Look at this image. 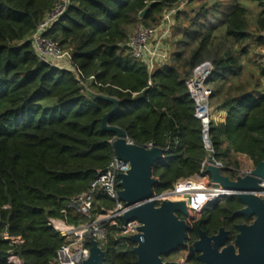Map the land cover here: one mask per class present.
Returning <instances> with one entry per match:
<instances>
[{
	"label": "trees",
	"instance_id": "obj_1",
	"mask_svg": "<svg viewBox=\"0 0 264 264\" xmlns=\"http://www.w3.org/2000/svg\"><path fill=\"white\" fill-rule=\"evenodd\" d=\"M63 1L0 0V264H17L9 262L12 257L19 263L54 264L65 239L49 219L78 227L102 208L114 207L100 190L90 217L67 207L88 191L114 155V135L101 127L113 105L91 98L89 89L119 102L110 126L122 129L134 145L164 150L165 159L152 170L159 182L154 193L198 176L209 156L188 88L195 72L206 66L212 68L210 108L223 113L220 121L211 114L213 159L230 179L236 177L239 155L254 167L264 163V62L257 72L242 63L249 59L250 45L264 46V0H213L210 7H195L196 0H68L44 36L71 53L81 80L39 61L31 42ZM184 1L175 15L170 62L149 75L130 55L128 38L139 24L156 27L164 11ZM246 3L260 8L256 31ZM241 208L235 196L216 201L195 221L186 244L197 239V226L208 235L223 227L226 245L232 244L237 226L250 222L238 214ZM123 222L120 217L106 225L105 264L137 262L134 245L119 234ZM89 240L85 236L86 247ZM182 250L162 256L163 262L175 261L170 257Z\"/></svg>",
	"mask_w": 264,
	"mask_h": 264
},
{
	"label": "built area",
	"instance_id": "obj_2",
	"mask_svg": "<svg viewBox=\"0 0 264 264\" xmlns=\"http://www.w3.org/2000/svg\"><path fill=\"white\" fill-rule=\"evenodd\" d=\"M68 0H64L46 19L39 25L36 32L31 37L32 46L39 61L51 64L54 68L70 71L75 74L78 80L81 73L72 62V55L69 51L63 50L59 45L44 36L52 23L64 13ZM186 5V1L179 6L164 11L158 25L154 28L137 25L129 36L126 47L130 55L138 62L142 63L149 75L157 69L167 65L171 59V45L173 28L175 25L176 12L182 10ZM264 62V60H263ZM212 75V68L209 66L195 72L188 84L189 92L195 102L196 117L201 121L204 131V146L209 156L203 161L201 171L198 176L177 182L173 189L161 193H153L151 198L155 202L156 207L165 201H180L186 199L187 209L190 217H199L207 209L218 200L227 196L226 190L221 186L211 183L210 175L206 170L208 166H215L224 169L223 165L215 161L212 157L213 150L211 148L208 132L211 120V108L209 99L212 94L207 81ZM127 141L133 144L128 138ZM147 149H152L151 144L146 145ZM254 168L245 171H235L236 177L244 178L249 176ZM129 164L117 159L114 155L107 168L100 173L91 183L87 192L72 198L67 207L76 213L90 217L94 208L95 193L100 190L110 201L114 203L111 210L101 209L93 220L84 225L75 227L67 225L64 221L57 218L48 220L51 226L61 237L65 239L64 245L57 251L54 264H83L89 257V247H86L84 238L89 236L90 241H97L102 248L103 242L107 236V226L115 225L117 218L127 212L125 204L118 198L120 175L127 174ZM252 195L264 200V180L259 183V189L252 192ZM189 221V220H188ZM141 223L133 219L123 222L120 228V236L122 239L128 240L131 236L138 235ZM73 237L72 240L70 238ZM7 239H11L8 238ZM9 262H18L14 257L8 259ZM176 264H188L185 254L175 261Z\"/></svg>",
	"mask_w": 264,
	"mask_h": 264
},
{
	"label": "water",
	"instance_id": "obj_3",
	"mask_svg": "<svg viewBox=\"0 0 264 264\" xmlns=\"http://www.w3.org/2000/svg\"><path fill=\"white\" fill-rule=\"evenodd\" d=\"M145 14L146 11H143L140 17ZM87 92L91 98L113 105L112 111L102 119L101 127L103 131L114 135L111 143L114 156L129 164L127 174L118 177L117 195L128 209L122 216L123 221L136 219L141 223L140 233L128 239L134 245L132 252L136 256V264H176L163 262L162 256L185 246L187 234L191 230L188 221L190 216L184 200L165 201L159 207L151 200L154 188L159 183L152 176V170L165 159L164 150L130 144L122 129L108 124L119 102L95 95L89 90ZM206 172L212 184L235 192L242 206L238 214L253 221L238 225L237 235L230 245H226L228 234L224 229L211 237L199 229L198 240L189 247L187 258L197 254L200 264H264V200L251 194L259 189V183L264 180V163L255 166L249 176L237 177L235 180L225 176L224 169L215 166H208ZM89 244V257L83 264H105V252L97 241L92 239Z\"/></svg>",
	"mask_w": 264,
	"mask_h": 264
},
{
	"label": "rangeland",
	"instance_id": "obj_4",
	"mask_svg": "<svg viewBox=\"0 0 264 264\" xmlns=\"http://www.w3.org/2000/svg\"><path fill=\"white\" fill-rule=\"evenodd\" d=\"M195 2L196 3L193 4V5H195V7L202 6L204 4H206L207 7H210L214 3L213 0H199V1L196 0ZM245 6L248 9V20L251 24L252 30L256 31V28H255L256 17L258 16V13L260 12V8L257 6V4H254V3H246ZM256 34H258V32ZM172 37L170 40V45L172 43ZM171 49H172V47H171ZM249 50H250L249 59L247 60V59L242 58V63L244 65V68L246 67L247 70H250L251 72H253V71L257 72L256 68L261 67L262 66L261 61L264 60V46L252 44L249 46ZM262 85L264 86V79L262 80ZM91 92H93V90ZM212 110L214 112L215 109L213 108V109H211V111ZM236 160L239 164V168H238L239 172L248 170L250 168H254L252 161L247 156L239 155L236 157ZM199 217H197V216L190 217L189 221L195 222L199 219ZM72 239H73V237L70 238V240H72ZM180 257H182V254H177L173 257L171 256L169 260L174 259L176 261ZM16 263L19 264L18 262H16Z\"/></svg>",
	"mask_w": 264,
	"mask_h": 264
},
{
	"label": "flooded vegetation",
	"instance_id": "obj_5",
	"mask_svg": "<svg viewBox=\"0 0 264 264\" xmlns=\"http://www.w3.org/2000/svg\"><path fill=\"white\" fill-rule=\"evenodd\" d=\"M225 176H227V175H225ZM227 177H228V176H227ZM231 180H232V179H231ZM246 218H247V217H246ZM248 219H250V222L247 223V224H250V223L253 221V219H252V218H248ZM194 223H195V222H190V221H189V224H190V227H191V230H190V231H192V230L194 229V225H193ZM237 227H238V226H237ZM195 229H196V233H197V239H196L194 242H196V241L198 240V230H199L200 228H199V226H197ZM220 229H224V228H223V227H220V228L218 229V231H217L215 234H213V235H208V234H207V235H208L209 237L214 236V235L218 234V232H219ZM224 230H225V229H224ZM225 231H226V230H225ZM236 235H237V234H236ZM228 237H229V236H227V239H228ZM194 242H193V243H194ZM226 242H227V240H226ZM233 242H234V241H233ZM233 242H232V243H233ZM193 243H192V244H193ZM192 244H191V245H192ZM191 245H188V244H186V242H185V246L183 247L184 250L181 251V254H185L186 259H187V263H188V260H190V259H196L197 264H200V263L198 262V260H197V256H198L197 254L191 256L190 258H187L188 253H189V247H190ZM169 262H174V261H169ZM194 264H196V263H194Z\"/></svg>",
	"mask_w": 264,
	"mask_h": 264
},
{
	"label": "crops",
	"instance_id": "obj_6",
	"mask_svg": "<svg viewBox=\"0 0 264 264\" xmlns=\"http://www.w3.org/2000/svg\"><path fill=\"white\" fill-rule=\"evenodd\" d=\"M222 117H223V113L221 114H214L213 110H212V118L215 119V121H220L222 120Z\"/></svg>",
	"mask_w": 264,
	"mask_h": 264
},
{
	"label": "bare ground",
	"instance_id": "obj_7",
	"mask_svg": "<svg viewBox=\"0 0 264 264\" xmlns=\"http://www.w3.org/2000/svg\"><path fill=\"white\" fill-rule=\"evenodd\" d=\"M227 192H230L232 195L233 194H235V192H232V191H230V190H226ZM181 200H184V201H186V199L184 198V199H181Z\"/></svg>",
	"mask_w": 264,
	"mask_h": 264
}]
</instances>
